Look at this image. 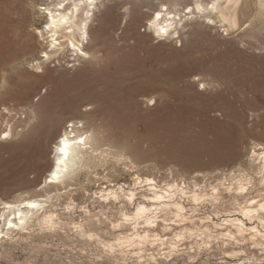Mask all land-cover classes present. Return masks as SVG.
<instances>
[{
  "label": "rangeland",
  "instance_id": "374dc122",
  "mask_svg": "<svg viewBox=\"0 0 264 264\" xmlns=\"http://www.w3.org/2000/svg\"><path fill=\"white\" fill-rule=\"evenodd\" d=\"M47 1L18 3L36 22L30 27L34 34L31 48L20 49L19 56L0 66L3 124L10 122L20 131L34 106L45 117L66 100H73L84 117L101 124L107 146L128 157L125 170L115 159L105 170L99 168L116 182L129 183L135 175L150 177L159 190L167 183L185 181L190 190L197 188L205 196L219 178L233 170L238 173L245 168L241 174L251 172L255 182H262L259 173L248 169L247 158L252 145L264 141V43L237 35L247 24L238 32L225 34L218 24L205 27L200 23L203 18L195 16L180 30V38L173 35L160 39L146 24L162 0H107L104 27L91 32L97 45H90L89 53L79 59L70 53L57 54L38 67L46 44L36 28L42 22L39 7ZM7 15L8 28H12L16 15ZM2 58L0 53V61ZM148 96H155L156 103L147 102ZM77 125L82 127L81 123ZM20 133L0 140V198L17 196L18 188L35 175L24 172L17 158L27 140L26 130ZM49 154L42 167L51 161ZM84 172L79 177L86 183ZM44 175L33 190L43 188ZM91 185L89 193L79 189L72 195L74 203L63 189L59 199L46 204L59 216L54 226L34 219L31 228L14 230L9 238L0 240V264H264L261 237L257 240L262 244L256 245L247 232L238 235L232 226L224 224L223 219L237 207L226 195L220 204L188 205L186 219H182L196 222L197 227H192L191 233L183 232L180 239L174 233L177 228L160 231L177 242L174 247L148 241L142 246H115L110 250L83 235L78 223L95 224L90 229L112 243L121 233L133 230L111 229L112 222L124 221L119 204L95 197L93 189L98 182ZM252 193L248 197L262 198L264 187L257 185ZM244 199L238 201L244 204ZM129 208L133 210V206ZM174 212L170 208L160 214L172 219ZM200 222L209 228L199 229ZM256 223L264 233V227Z\"/></svg>",
  "mask_w": 264,
  "mask_h": 264
},
{
  "label": "bare ground",
  "instance_id": "6f19581e",
  "mask_svg": "<svg viewBox=\"0 0 264 264\" xmlns=\"http://www.w3.org/2000/svg\"><path fill=\"white\" fill-rule=\"evenodd\" d=\"M105 1L107 0H48L43 7L41 5L39 8L42 22L36 30L45 40L46 45L41 50L42 55L39 57H42L43 60L37 61L38 67H41L42 61L49 60L57 54L70 53L75 59H79L89 53L90 45L93 44L94 47L97 45L91 32L93 29L100 31L104 27L103 17L109 8ZM189 1L187 3V0H162L159 7L148 17L146 24L148 30L160 39L173 35L180 38V30L186 27V23L195 16H200L203 18L200 22L203 26L209 27L218 24L225 34L238 32L243 24H247L237 35L242 38L247 36L251 38V41L264 43V0ZM20 2L21 0H1L0 34L2 41L0 42V53L3 56L0 61L1 67L19 56L20 49L25 47L29 49L30 45L32 46L30 39L34 34L30 31V27L35 26L36 21H33L24 9L19 8L18 3ZM187 9L193 10L188 11ZM8 12L16 15L17 18L12 28H8L10 24H8ZM157 12L161 13L159 19L156 18ZM161 29L164 31L161 32ZM74 102L66 100L62 107L54 108L52 113L45 117L42 110L38 106H34L28 111V118L23 120L24 128L18 131L17 127L14 130L10 126L11 137L21 135L20 132L26 130L27 140L22 144L17 158L23 163L22 170L24 172L30 171L35 175L32 180H28L18 188L20 193L17 196L0 198V240L5 237L9 238L14 230L24 231L31 228L35 222L34 219L49 226L53 225L58 214L51 208H47L46 204L51 203L54 199H59L62 195L60 191L63 189L65 190L64 194L68 195L69 200L74 203L76 198L72 196L73 194L79 189L89 193L92 191L91 183L98 182V186L93 189L95 197L102 198L106 203L114 201L119 204V211L122 212L124 221L112 222L111 229L129 228L133 231L129 234L121 233L116 238V243H112L106 242L98 233L90 229L95 224L86 223L85 226L84 223H78L76 225L81 228L83 235L95 238V241L107 246L110 250H114L115 246L121 248L128 247L127 245L142 246L148 241H151L152 244L155 242L167 243L174 247L173 244L177 242L172 239L168 240V237L160 231L177 228L178 230L174 233L179 239L183 232L191 233L196 222L185 220L187 206L192 203L220 204L224 195L230 197L237 205L234 212L223 219L224 224L232 226L238 235H244L247 232L251 236H249L250 240L256 245L262 244L257 239L259 236L261 241H264V233L259 228L260 225L254 223L258 221L264 227V197L261 198V195H258L260 198L248 196L257 185L264 187V141L254 143L250 150L251 154L247 158L248 169L259 173L262 182H255V177L251 175V172L241 174V171L245 170L244 168L239 169L238 173L233 170L228 176L219 178L218 182L211 187V193L209 191L208 196L198 193L197 188L190 190L191 186L185 181L182 184L176 181L167 183L166 187L159 190L154 178L150 177L135 175L131 177L129 183H119L115 178L111 179L109 173L99 172V168L105 170L111 159H115L117 163L124 165L125 170L128 166V157L122 151L111 150L110 146H107L101 124L92 118L84 117V114L77 109V103ZM147 102L156 103V97L148 96ZM72 105L75 106L73 110H71ZM76 114H80L81 117ZM53 115L54 117H52ZM120 115L123 116L125 113ZM78 123H81L82 127H79ZM49 153L52 154L51 161L42 167L41 163ZM129 168L127 167V171ZM83 169L85 170L86 183L79 177ZM43 175V188L39 192L33 190L32 186ZM193 185L197 187L198 183L194 182ZM257 190L263 189L258 188ZM138 195L143 201L138 200ZM242 197L245 198L244 204L239 202ZM126 203L128 204L126 205ZM130 205L133 206L131 211ZM170 208L175 210L174 215L172 219H166L164 214L160 213ZM184 217L185 219H182ZM192 220L194 219L192 218ZM198 228L205 231L209 227L207 228L204 223L200 222ZM145 262L147 263V261Z\"/></svg>",
  "mask_w": 264,
  "mask_h": 264
},
{
  "label": "built area",
  "instance_id": "2783aa9c",
  "mask_svg": "<svg viewBox=\"0 0 264 264\" xmlns=\"http://www.w3.org/2000/svg\"><path fill=\"white\" fill-rule=\"evenodd\" d=\"M1 121L2 120L0 119V140H9L10 137L12 136L10 133V127L9 126H11L13 129H14V127L10 122H6V124H3V122H1Z\"/></svg>",
  "mask_w": 264,
  "mask_h": 264
},
{
  "label": "snow or ice",
  "instance_id": "6c2138e0",
  "mask_svg": "<svg viewBox=\"0 0 264 264\" xmlns=\"http://www.w3.org/2000/svg\"><path fill=\"white\" fill-rule=\"evenodd\" d=\"M167 6V5H166ZM170 7V6H169ZM188 11H192L193 9H187ZM195 10H199V9H195ZM161 13L157 12L156 13V18L159 19L160 18ZM49 16H51V14L49 13ZM164 30L161 29V32H163ZM40 69H36V71H39ZM32 207H35V205H32Z\"/></svg>",
  "mask_w": 264,
  "mask_h": 264
}]
</instances>
